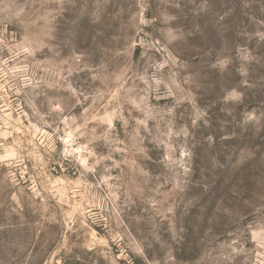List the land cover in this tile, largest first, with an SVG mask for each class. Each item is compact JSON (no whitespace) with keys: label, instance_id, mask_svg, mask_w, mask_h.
Wrapping results in <instances>:
<instances>
[{"label":"rangeland","instance_id":"obj_1","mask_svg":"<svg viewBox=\"0 0 264 264\" xmlns=\"http://www.w3.org/2000/svg\"><path fill=\"white\" fill-rule=\"evenodd\" d=\"M0 264H264V0H0Z\"/></svg>","mask_w":264,"mask_h":264}]
</instances>
